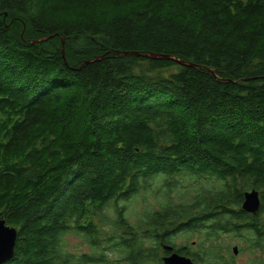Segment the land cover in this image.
Segmentation results:
<instances>
[{
  "label": "trees",
  "instance_id": "trees-1",
  "mask_svg": "<svg viewBox=\"0 0 264 264\" xmlns=\"http://www.w3.org/2000/svg\"><path fill=\"white\" fill-rule=\"evenodd\" d=\"M182 176L209 186L176 204ZM157 178L168 198L131 223ZM252 189L264 213V0H0L2 264H162L163 245L222 264L221 233L263 247ZM192 229L196 253L173 241Z\"/></svg>",
  "mask_w": 264,
  "mask_h": 264
},
{
  "label": "rangeland",
  "instance_id": "rangeland-1",
  "mask_svg": "<svg viewBox=\"0 0 264 264\" xmlns=\"http://www.w3.org/2000/svg\"><path fill=\"white\" fill-rule=\"evenodd\" d=\"M162 179L157 178L155 184L152 185V190L146 193L138 194L135 198H132L126 205V214L131 221L135 223L137 219V214L142 210L144 205L149 207L158 208L159 202H163L167 196H163L164 190L162 189ZM210 189L216 188V183H211ZM209 186L206 179L195 178L191 176L177 177V184L169 198L174 203H189L192 202L197 194L201 193L204 187ZM158 187V191H156ZM165 198V199H164ZM164 199V200H163ZM108 216L113 215L112 210H108ZM261 222L264 221V213L259 218ZM247 232V233H246ZM253 233L251 230L244 231L245 236H250ZM208 237L203 232H198L196 230H182L173 235V241L176 245H186L190 247L193 253L200 250L199 244H208ZM215 245H219L220 254L225 257V262L222 264H261L264 255L263 247H251L244 237H239L234 233H221L217 240H214ZM67 249L74 252L77 255L82 253H92V246L89 245L83 237L68 235L66 236ZM237 246L238 251L236 254L232 252V247ZM193 261V260H192ZM194 262V261H193ZM203 264V263H194ZM215 264V263H211ZM217 264V263H216Z\"/></svg>",
  "mask_w": 264,
  "mask_h": 264
},
{
  "label": "water",
  "instance_id": "water-1",
  "mask_svg": "<svg viewBox=\"0 0 264 264\" xmlns=\"http://www.w3.org/2000/svg\"><path fill=\"white\" fill-rule=\"evenodd\" d=\"M62 53H63V40H62ZM122 54H136L135 52H126ZM146 57H165L172 59L179 64L193 65L190 62L182 61L177 58L164 54H145ZM243 201L241 203V209L248 213H256L260 208L259 195L256 190L245 191L243 194ZM16 240V228L6 224L4 219H0V264L8 261L13 253ZM163 249L168 251L167 255L161 257L162 264H194L192 259L186 255L179 254L176 251H172L173 247L170 245H163ZM238 251L237 246L232 247V252L236 254Z\"/></svg>",
  "mask_w": 264,
  "mask_h": 264
},
{
  "label": "flooded vegetation",
  "instance_id": "flooded-vegetation-1",
  "mask_svg": "<svg viewBox=\"0 0 264 264\" xmlns=\"http://www.w3.org/2000/svg\"><path fill=\"white\" fill-rule=\"evenodd\" d=\"M250 216H253V218L254 219H259L262 215H263V212H261L260 210L259 211H257L256 213H254V214H250V213H248ZM259 226V225H258ZM263 231H264V229H263ZM263 239H264V233H263ZM172 251H174L173 249H172ZM263 251H264V240H263ZM168 254V253H167ZM164 255H166V254H164ZM261 264H264V255H263V258H262V263Z\"/></svg>",
  "mask_w": 264,
  "mask_h": 264
},
{
  "label": "bare ground",
  "instance_id": "bare-ground-1",
  "mask_svg": "<svg viewBox=\"0 0 264 264\" xmlns=\"http://www.w3.org/2000/svg\"><path fill=\"white\" fill-rule=\"evenodd\" d=\"M98 51V50H97ZM105 52V51H104ZM111 53V52H110ZM112 54V53H111ZM90 57V56H89Z\"/></svg>",
  "mask_w": 264,
  "mask_h": 264
}]
</instances>
